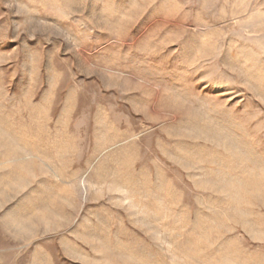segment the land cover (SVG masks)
<instances>
[{"label": "rangeland", "instance_id": "rangeland-1", "mask_svg": "<svg viewBox=\"0 0 264 264\" xmlns=\"http://www.w3.org/2000/svg\"><path fill=\"white\" fill-rule=\"evenodd\" d=\"M0 264H264V0H0Z\"/></svg>", "mask_w": 264, "mask_h": 264}]
</instances>
